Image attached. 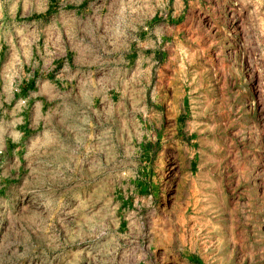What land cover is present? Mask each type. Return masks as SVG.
I'll return each instance as SVG.
<instances>
[{
  "label": "rangeland",
  "instance_id": "374dc122",
  "mask_svg": "<svg viewBox=\"0 0 264 264\" xmlns=\"http://www.w3.org/2000/svg\"><path fill=\"white\" fill-rule=\"evenodd\" d=\"M100 4L0 0V264H264V0H121L64 72Z\"/></svg>",
  "mask_w": 264,
  "mask_h": 264
},
{
  "label": "crops",
  "instance_id": "0c3cea01",
  "mask_svg": "<svg viewBox=\"0 0 264 264\" xmlns=\"http://www.w3.org/2000/svg\"><path fill=\"white\" fill-rule=\"evenodd\" d=\"M103 4L96 5L93 8H87L84 11H78L82 19L85 20L84 24H89L91 29L93 30L92 39L88 40L90 37L82 38L81 46L83 47V58L81 59L79 56L71 57L72 65L67 67L64 72H71V69H76L75 67L82 66L81 63H77V60H83L84 62H89L91 65L96 62L103 63L104 65L109 64L110 62H115L117 58L121 56H130V51L126 49L127 46L130 47L131 45V34L130 27L132 26L131 19L126 17V13L124 11V7H121L117 2L121 3V0H101ZM107 2V4H106ZM110 3V4H108ZM77 13V12H75ZM74 15V13H72ZM75 17H80L76 16ZM74 17V18H75ZM141 18V17H140ZM138 19L139 22L142 19ZM135 24H139L137 19ZM35 23V22H33ZM51 28L50 30V45L55 46L58 43L63 44V21L55 20L51 21ZM117 29L118 33L112 34L113 30ZM47 29L45 28L43 32L44 35L47 37ZM98 45L100 46L95 51H87V45L89 44ZM88 53V54H87ZM30 57L28 59L29 63H32L31 70L29 72L33 73V75H38L41 72H44V68L50 69L47 73L52 75V71L57 70L55 69L56 66H53L52 63H58L59 61L51 60L48 58L40 59L42 51L40 48L35 47V49L29 52ZM87 54V56H85ZM44 65L41 67V63ZM52 65V66H51ZM60 73H63V68L61 69Z\"/></svg>",
  "mask_w": 264,
  "mask_h": 264
}]
</instances>
